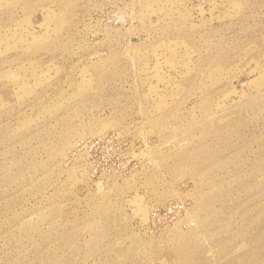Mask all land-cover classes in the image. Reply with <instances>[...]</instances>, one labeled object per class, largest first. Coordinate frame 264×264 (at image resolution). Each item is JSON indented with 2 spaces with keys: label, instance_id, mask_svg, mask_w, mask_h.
Wrapping results in <instances>:
<instances>
[{
  "label": "rangeland",
  "instance_id": "1",
  "mask_svg": "<svg viewBox=\"0 0 264 264\" xmlns=\"http://www.w3.org/2000/svg\"><path fill=\"white\" fill-rule=\"evenodd\" d=\"M0 264H264V0H0Z\"/></svg>",
  "mask_w": 264,
  "mask_h": 264
},
{
  "label": "built area",
  "instance_id": "2",
  "mask_svg": "<svg viewBox=\"0 0 264 264\" xmlns=\"http://www.w3.org/2000/svg\"><path fill=\"white\" fill-rule=\"evenodd\" d=\"M104 143H106V144L110 143L109 138H106V139H100V140L95 141V142L93 143V147L99 148V147L102 146ZM177 208H178L179 210H181L183 207H182V206H177V207L170 208V209H169V212H170V213H173L174 210H176Z\"/></svg>",
  "mask_w": 264,
  "mask_h": 264
}]
</instances>
